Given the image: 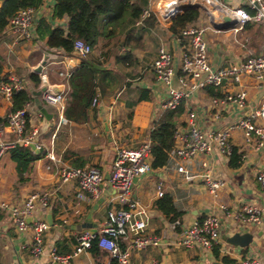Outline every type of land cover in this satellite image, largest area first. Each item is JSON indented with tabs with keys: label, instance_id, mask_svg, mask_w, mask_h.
Segmentation results:
<instances>
[{
	"label": "crops",
	"instance_id": "obj_1",
	"mask_svg": "<svg viewBox=\"0 0 264 264\" xmlns=\"http://www.w3.org/2000/svg\"><path fill=\"white\" fill-rule=\"evenodd\" d=\"M147 1L146 7L153 10L156 19H149L143 26H135V37L140 44L133 47L132 65L117 60L126 47L119 45L115 48L106 63L109 71L102 75V85L98 87L99 103L86 123L68 121L64 116L65 108L61 112L58 108L42 103V93L39 96L34 94L42 88V82L40 88H37L31 76L33 73L39 75L36 68L45 61L50 83L59 86L64 82V78L59 74L62 66L57 63L63 51L50 48L45 42L38 40L36 27L32 37H22L9 26L0 34V78H19L33 93L35 101L26 107L31 125L40 129L39 137L45 149L72 166H99L105 172L103 195L100 198L103 201L92 216L97 231L107 214L109 198L114 193L108 175L117 150L123 147H137L149 140L153 127L166 111L162 105L168 98V89L158 81L153 68L160 46L165 45L173 52L176 68L174 81L177 86V79L181 74L182 43L171 31L172 19H162L158 15L159 11L168 13L167 0ZM224 3L237 6L243 2L224 0ZM55 4L56 0H44L43 6L37 11V21L40 17H46L53 27L66 28L69 22L67 17L54 18ZM194 4L201 6V14L194 23L206 29L210 60L215 68L239 61L250 54H264V24L244 23L238 24L237 29L218 30L211 24V18L221 10V6L215 1L205 5L201 2ZM181 5L186 4L184 2ZM75 62L77 66L81 63L77 59ZM241 89L247 93V106L244 109L235 104H212L213 98H221L228 92ZM37 96L44 111L36 102ZM183 102L185 112L181 115L177 127L186 121L190 111H195L200 127L211 131L259 108L264 102V83L260 84L253 77H244L240 85L228 83L222 88L205 87L189 92ZM11 107L12 100L0 95V117L5 118ZM3 126L5 124L0 125ZM3 136L11 140L15 134L5 128ZM231 140L240 154L238 166H232L231 156L219 151L201 156L209 162L214 177L225 181L217 197L209 193L200 177L186 178L172 164L153 169L151 173L135 180L133 196L148 209L151 215L148 233L158 237L160 242L143 251L134 252L133 264H153L154 261L159 264H199L202 260L211 259L200 247L187 249L179 244L189 225L209 214L218 215L222 225L221 246L218 248L220 256L217 257L212 252L210 255L213 260L224 264L223 252L229 250L232 253L229 258L235 262L243 257H254L260 264H264V190L257 180L258 172L264 170V148L257 150L254 145L246 144L242 130L232 133ZM200 162L201 160H189L185 165L197 170L200 169ZM49 163L48 158L36 161L31 179L20 182L16 162L9 152L5 154L0 161V202L22 204L34 191L53 189L59 184V170L56 166L49 170ZM160 182L165 185V193L173 196L175 207L181 213L178 226L154 205L160 198L157 192ZM77 193L75 183L62 185L53 196L50 206L46 209L37 207L28 219L29 222L37 219H46L49 222L51 216L53 225L47 234L46 244L51 248L65 241V245L58 244V249L63 254L73 251L77 237L82 231L91 230H78L74 227L85 222L100 200L91 197L79 199ZM249 204L263 209L261 223H237L233 217L226 214L227 211L236 212ZM245 231L253 234L249 246L240 247L228 242V237ZM32 238L31 230H19L10 215L0 211V264H53L48 253L40 257L31 254ZM130 240V236L125 237L122 246L126 247ZM107 257L108 255L97 258L91 251H87L75 257L70 264H105Z\"/></svg>",
	"mask_w": 264,
	"mask_h": 264
},
{
	"label": "built area",
	"instance_id": "obj_2",
	"mask_svg": "<svg viewBox=\"0 0 264 264\" xmlns=\"http://www.w3.org/2000/svg\"><path fill=\"white\" fill-rule=\"evenodd\" d=\"M199 1L201 3L203 1H207L206 3L209 1L217 2L221 6L218 13H229L237 18L238 24L243 25L247 22L264 24V0H242L243 3L237 6H228L224 0ZM185 4H194V2H186ZM168 5V13L164 12L163 14L169 16L182 6L181 3L177 4L176 7ZM244 5L251 7L254 13L243 8ZM152 14L153 10L146 7L135 26H143ZM36 21L37 11L33 8H25L19 10L10 19L8 26L22 37H32ZM238 24L232 29H237ZM205 31L204 26L193 22L176 34L183 48L181 74L177 79L178 86L175 85L174 81L176 68L173 52L165 45L159 47L153 68L158 81L168 89V98L162 105L164 110L178 108L185 95L205 87L217 89L228 83L240 85L244 77H253L260 84L264 83V54H250L239 61L215 68L210 60ZM55 49L63 51L57 63L62 66L59 74L64 78V82L59 86L50 83L46 64L38 73L42 86H47L42 92L43 102L58 108L62 112L71 89L70 80L74 70L78 67L75 64V59L81 62L88 58L92 52V47L84 40L77 39L71 53H66L63 48L57 47ZM24 88L25 86L19 78H10V80L0 78V95L10 101L15 92ZM98 103L99 95L94 97L92 107H96ZM212 104L215 106L235 104L238 108L244 109L247 106V93L243 89L228 92L224 97L213 98ZM28 114V108L25 107L6 115L7 123L0 127V161L11 148L18 144L31 146L35 150L45 148L39 137L40 129L32 125L30 130L28 129ZM5 128L15 134L13 139L8 140L3 136ZM237 130L244 132L246 144L254 145L257 150L264 148V102L249 114L211 131L201 128L197 121V113L190 111L186 121L176 128L175 145L169 152L167 164L174 165L177 171L183 173L186 178L200 177L209 193L217 197L225 185V181L214 177L209 162L201 156L211 155L214 151L231 156L235 148L231 135ZM151 150V139L137 147H123L117 150L108 175L114 193L109 198V208L105 219L96 233L91 230L82 231L77 237V244L70 253L61 254L57 252L56 246L51 248L47 246L46 237L51 229V224L46 219H37L32 222H29L28 219L37 207L48 208L53 196L62 185L67 183L77 185L79 199L86 197L100 199L103 195L105 172L99 166H72L54 155L52 151H47L45 158L50 161L47 168L49 170L53 169L54 166L58 168L59 184L53 189L34 191L22 204L8 201L0 202V211L8 213L19 230H31L33 232L30 252L34 257L48 253L51 263L70 264L75 257L90 251L93 240L98 237L99 246L108 253V260L105 264H133L134 252L143 251L158 245L160 242L158 237L148 233L151 225V215L148 209L138 198L133 196L136 178L147 175L154 169ZM189 160H201L200 169L188 168L185 162ZM257 180L264 190V170L258 172ZM157 192L160 197L165 194L164 183L160 182L157 185ZM226 214L233 217L235 222L248 225L261 223L263 209L257 205L249 204L236 212L227 211ZM174 223L177 225L179 221ZM221 232L222 225L219 216L209 214L202 220L191 223L182 234L179 244L187 249L200 247L214 252L216 248L221 246ZM129 236L131 237L130 242L126 247H123L122 240ZM223 253L224 257H230L232 254L229 250ZM153 264H159V262L154 261ZM231 264H260V262L254 257H243Z\"/></svg>",
	"mask_w": 264,
	"mask_h": 264
},
{
	"label": "trees",
	"instance_id": "obj_3",
	"mask_svg": "<svg viewBox=\"0 0 264 264\" xmlns=\"http://www.w3.org/2000/svg\"><path fill=\"white\" fill-rule=\"evenodd\" d=\"M0 1V34L5 31L10 19L19 10L33 8L38 11L44 4V0ZM147 3V0H56L54 18L67 17L69 20L68 26L66 28L53 27L46 17L38 19L36 38L45 42L50 48H63L66 53H71L77 39L84 40L92 47L91 54L81 61L70 80L71 89L64 109V116L68 121L86 123L91 119V115L96 109L92 107L93 99L98 94V87L102 85V75L109 71L106 63L117 46L124 45L126 47L125 52L117 60L126 65L133 64V47L140 44L135 37V23L141 17ZM243 8L250 13H254V10L248 5H244ZM200 14L199 7H192L177 14L172 20L171 31L177 34L182 28L198 20ZM149 19H156V15L153 13L146 22ZM31 80L37 88H40L41 79L38 74L33 73ZM34 101L33 93L25 87L14 93L10 112L25 108ZM41 102L44 103L43 100ZM184 112L185 106L182 101L178 108L166 110L161 120L153 127L150 139L154 169H160L168 163L169 152L175 145L177 124ZM27 118L28 129L30 130V114ZM6 121V117H0V125L6 124ZM9 153L17 164L19 181L27 182L31 179L34 163L45 158L47 150L45 148L35 150L31 146L18 144L11 148ZM230 164L234 167L240 164V154L236 148L231 154ZM154 205L171 222H176L181 216L170 193H165L158 198ZM61 243L65 245V241L58 244ZM58 244L56 245L57 252L61 253ZM90 251L97 258L108 255L99 246L98 237L93 240ZM214 253L217 257L220 256L218 248L214 250ZM234 262L229 257H223L224 264Z\"/></svg>",
	"mask_w": 264,
	"mask_h": 264
},
{
	"label": "water",
	"instance_id": "obj_4",
	"mask_svg": "<svg viewBox=\"0 0 264 264\" xmlns=\"http://www.w3.org/2000/svg\"><path fill=\"white\" fill-rule=\"evenodd\" d=\"M192 7H201V6L197 5V4L182 5V6L178 7L170 16L163 14L162 11H159L158 15L162 19L170 18L173 20V18H175L177 14H179L180 12H183L186 9L192 8ZM211 24L218 30H228V29L235 28L236 25L238 24V20L236 17L230 15L227 12H219V13H216L215 15H213V17L211 18ZM45 63H46V61L43 62L41 65H39L36 68V71L40 72L42 69V66ZM46 88H47V86L44 85V86H42V88L39 91H36L34 94L39 96ZM38 96L36 97V102L38 103L39 107H42V105L40 104V100H39ZM42 110L44 111L45 109L42 107ZM102 201H103V199H100L97 202V204H95V206L91 210V212L88 214L87 218L85 219V222H83L80 225L75 226L74 229L77 228L78 230H82L84 228H89V229H91V231L93 233H96L97 232V225H95L93 223L92 216H93L95 209L98 208L99 204ZM49 222L51 225H53V221L51 219V216H49ZM227 239H228L229 243H231L235 246L246 247L252 243L253 234L249 231H245L243 233L236 232L235 234L228 237ZM53 264H62V263L54 262ZM199 264H222V263H220L216 260H213V259H205V260H202Z\"/></svg>",
	"mask_w": 264,
	"mask_h": 264
},
{
	"label": "rangeland",
	"instance_id": "obj_5",
	"mask_svg": "<svg viewBox=\"0 0 264 264\" xmlns=\"http://www.w3.org/2000/svg\"><path fill=\"white\" fill-rule=\"evenodd\" d=\"M164 1H166V0H164ZM181 1H184L185 3L186 2H199L200 3V1L199 0H167V4H170V5H173L174 7H176V5L177 4H179V3H184V2H181ZM207 1H203L202 2V5L204 4L205 5V3H206ZM164 3V2H163ZM209 3H210V1H209ZM202 249V251L205 253H208V255H209V258H213L210 254H213L212 252H210V251H208V250H205V249H203V248H201Z\"/></svg>",
	"mask_w": 264,
	"mask_h": 264
},
{
	"label": "bare ground",
	"instance_id": "obj_6",
	"mask_svg": "<svg viewBox=\"0 0 264 264\" xmlns=\"http://www.w3.org/2000/svg\"><path fill=\"white\" fill-rule=\"evenodd\" d=\"M208 5H210V4H208Z\"/></svg>",
	"mask_w": 264,
	"mask_h": 264
}]
</instances>
